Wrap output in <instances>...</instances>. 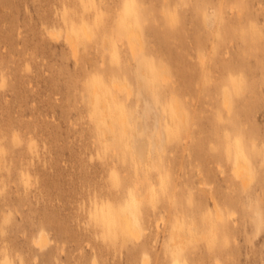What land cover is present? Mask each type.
Returning a JSON list of instances; mask_svg holds the SVG:
<instances>
[{
  "label": "rangeland",
  "instance_id": "rangeland-1",
  "mask_svg": "<svg viewBox=\"0 0 264 264\" xmlns=\"http://www.w3.org/2000/svg\"><path fill=\"white\" fill-rule=\"evenodd\" d=\"M145 258L264 264V0H0V264Z\"/></svg>",
  "mask_w": 264,
  "mask_h": 264
},
{
  "label": "bare ground",
  "instance_id": "bare-ground-1",
  "mask_svg": "<svg viewBox=\"0 0 264 264\" xmlns=\"http://www.w3.org/2000/svg\"><path fill=\"white\" fill-rule=\"evenodd\" d=\"M135 4L130 1L129 3L125 4L123 7L122 13H120L119 21L117 20L118 28L120 31L124 33L125 40H126V47L131 55L132 58H135L139 54V50L141 48V37H140V18L138 17L137 10H135ZM122 9V8H121ZM120 9V10H121ZM83 32L87 40L91 38V34L86 26L83 27ZM67 40L69 41L71 47L74 45L72 39L67 36ZM199 63L203 65V58L199 57ZM118 89H121L120 85H115ZM128 92V91H127ZM137 151L142 154L144 161H146V155L143 151L142 146H137ZM234 175L235 178L240 181L242 186H246L250 181L249 174L245 171L244 165L238 161L235 168H234ZM120 224L123 227L124 231L130 235H134L139 237V228L136 224L131 220V218L124 214L120 216ZM133 236V237H134ZM175 241H181L183 239V235H175ZM39 244H44L45 238L43 236L39 237ZM145 264H148V259L145 258Z\"/></svg>",
  "mask_w": 264,
  "mask_h": 264
}]
</instances>
